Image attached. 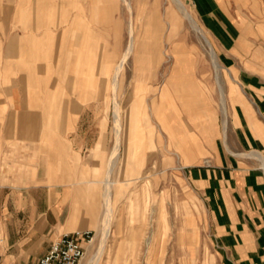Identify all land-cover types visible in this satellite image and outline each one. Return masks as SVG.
Returning a JSON list of instances; mask_svg holds the SVG:
<instances>
[{
    "label": "rangeland",
    "instance_id": "rangeland-1",
    "mask_svg": "<svg viewBox=\"0 0 264 264\" xmlns=\"http://www.w3.org/2000/svg\"><path fill=\"white\" fill-rule=\"evenodd\" d=\"M183 1L213 45L219 69L201 34L171 0H0V40L18 45L25 39L27 45L25 60L13 58L17 49L0 69L16 82L25 73L28 107L36 104L40 112V152L28 149L25 161L0 160V173L24 162L47 185L53 168H64L59 189L64 213H81L78 226L92 229L94 237L80 264H227L213 235L208 201L186 166L200 162L191 147L208 152L217 137L230 134L236 103L229 89L231 84L239 93L245 89L231 78L233 69L221 62V51L235 57L237 72L261 74L264 17L261 0H254L253 16L238 11V0L219 1L241 35L253 39V48H234L231 54L219 46L217 21L203 14L207 2ZM156 11L164 23L159 30ZM37 189L40 212L48 208L50 194L42 188L40 204ZM63 230L36 226L38 238L0 252L1 264H36L45 237L40 235ZM21 232L27 235L30 225Z\"/></svg>",
    "mask_w": 264,
    "mask_h": 264
},
{
    "label": "crops",
    "instance_id": "crops-1",
    "mask_svg": "<svg viewBox=\"0 0 264 264\" xmlns=\"http://www.w3.org/2000/svg\"><path fill=\"white\" fill-rule=\"evenodd\" d=\"M171 1L178 9L180 8L174 0ZM178 1L199 28V30L194 29L201 34L208 45L216 69L222 67L202 27L188 11L185 2ZM201 1L203 0H198V3L201 4ZM204 1L207 2L208 7L203 14L212 15L217 21V27L214 29L218 32L221 48H227L231 53L234 48L254 47L253 39L241 35V28L225 11L219 3L220 0ZM236 7L246 16H253L254 8H257L254 0H244L242 4L238 0ZM179 10L188 19L183 10ZM258 10L261 17H264V0H261ZM168 17V23L172 25L173 19L170 13ZM188 21L190 22L189 19ZM156 22L158 30L164 28L163 20L158 13ZM261 25L264 28L263 18ZM261 47H264V41ZM26 48L25 39L20 40L18 45L9 40L4 43L1 39L0 63L14 58L20 64L21 55H24V60L26 58ZM16 51L19 52L18 56L11 58L12 53ZM220 59L226 67L233 69L231 78L244 87L245 94L239 93L237 86L231 84L229 96L236 104L232 111L230 134L226 137H217L208 152H201L200 146L191 147L192 151L195 149L198 151L196 158L200 162L188 164L187 174L208 201L213 214V235L226 256L227 264H264V66L260 65L261 74L249 71L237 72V67L233 68L237 61L235 57L221 51ZM252 61V58L248 60L246 58V63H253ZM15 74L14 72V76ZM11 75V72L7 73L0 69V160L25 161L24 153L28 152V149L31 153H35L33 151L35 149L40 152V112L36 104L32 108L28 107L25 73H18L17 82ZM6 79L13 83L7 84ZM221 96L222 108L226 112L222 88ZM226 124L225 120V129ZM192 136L195 137V135ZM183 152L186 153L187 162H192L191 159L189 160L191 156L189 147H185ZM43 158L44 156H40V153L36 155V159L39 160V169L41 168L40 160ZM25 166L24 162H20L16 168L12 169L13 171L8 167L0 173V252L3 255L18 243L25 244V240L38 238L39 235L33 231L38 225L42 227L48 223L55 231L63 227L66 233L92 230L78 226L80 224L77 217L81 213L75 211L73 213L72 210L64 213L59 190L62 176H65L64 168H60L61 165L53 168L49 178L50 184L47 185L40 171L28 172ZM39 174L40 183L35 181L38 180L35 177ZM28 181L33 185L27 188ZM38 186H40V204L43 198L41 189L49 188L50 194L48 208L40 209V212L36 206L35 192L38 191ZM25 224L30 225V232L27 235L21 232ZM41 236L45 237L37 252L39 258L47 252L55 237L60 235H40V238ZM20 250L21 256L27 255L25 249Z\"/></svg>",
    "mask_w": 264,
    "mask_h": 264
},
{
    "label": "built area",
    "instance_id": "built-area-1",
    "mask_svg": "<svg viewBox=\"0 0 264 264\" xmlns=\"http://www.w3.org/2000/svg\"><path fill=\"white\" fill-rule=\"evenodd\" d=\"M92 240L93 233L90 230L63 233L52 242L36 264H80L86 252V244ZM1 261L0 254V264Z\"/></svg>",
    "mask_w": 264,
    "mask_h": 264
},
{
    "label": "bare ground",
    "instance_id": "bare-ground-1",
    "mask_svg": "<svg viewBox=\"0 0 264 264\" xmlns=\"http://www.w3.org/2000/svg\"><path fill=\"white\" fill-rule=\"evenodd\" d=\"M176 3H177V5L180 7L179 9H181V10H183V12L185 13V15L188 17V19L190 20V22H191V24H192V26H193V28H195L196 30H199V28L197 27V25H196V23H195V21L190 17V15H188L187 14V12L185 11V9L181 6V4L179 3V1L178 0H174ZM127 2H129V1H127ZM128 6H129V4H128ZM195 30V31H196ZM201 31V30H200ZM131 45H130V47H129V50L128 51H130L131 50ZM127 54H128V52H127ZM126 54V55H127ZM212 55H213V53H212ZM214 57V56H213ZM121 61V60H120ZM216 62V61H215ZM125 63V62H124ZM217 63V62H216ZM122 67V63H120L119 64V66H118V70H117V72L119 71V69ZM217 69H219V68H217ZM120 75V74H119ZM116 76H118V75H116ZM115 77V76H114ZM114 82H113V80H112V83H115V82H117V80L114 78ZM116 84V83H115ZM115 84L113 85L114 86V88H115ZM116 89V88H115ZM114 91V90H113ZM115 99V98H114ZM119 130V129H118ZM118 133V132H117ZM117 149V148H116ZM109 171H111V170H109ZM108 180H110V179H108ZM107 180V181H108ZM108 183V182H107ZM106 183V184H107ZM112 183V182H111ZM107 187V186H106ZM109 187V186H108ZM106 189V188H105ZM108 190V189H107ZM109 218V217H108ZM107 218V221L105 222V226H104V229H103V231H101V232H103V240H102V243H101V246H100V249H99V255H100V253H101V251H102V248H103V244H104V241H105V239H106V237L108 236V233H109V227H108V219ZM93 239H94V237H93ZM93 242V240L91 241V243ZM90 244V243H89ZM98 256V255H97ZM101 256V255H100ZM97 259H98V257H94L93 259H92V261H93V263H95L96 261H97ZM91 263V262H90Z\"/></svg>",
    "mask_w": 264,
    "mask_h": 264
}]
</instances>
